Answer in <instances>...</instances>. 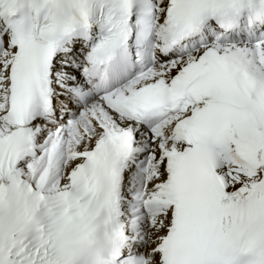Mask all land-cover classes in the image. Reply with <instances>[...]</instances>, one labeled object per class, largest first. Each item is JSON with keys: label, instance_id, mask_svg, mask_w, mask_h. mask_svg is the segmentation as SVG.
<instances>
[{"label": "snow or ice", "instance_id": "snow-or-ice-1", "mask_svg": "<svg viewBox=\"0 0 264 264\" xmlns=\"http://www.w3.org/2000/svg\"><path fill=\"white\" fill-rule=\"evenodd\" d=\"M0 264H264V0H0Z\"/></svg>", "mask_w": 264, "mask_h": 264}]
</instances>
